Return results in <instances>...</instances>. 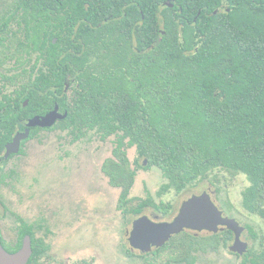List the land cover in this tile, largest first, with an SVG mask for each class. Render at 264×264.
Wrapping results in <instances>:
<instances>
[{
	"label": "trees",
	"instance_id": "obj_1",
	"mask_svg": "<svg viewBox=\"0 0 264 264\" xmlns=\"http://www.w3.org/2000/svg\"><path fill=\"white\" fill-rule=\"evenodd\" d=\"M0 5V62L7 52L11 88L0 149L27 119L56 104L67 112L58 128L75 141L90 132L102 140L115 136L102 170L121 189L117 209L127 221L146 209L162 217L171 209L129 197L135 172L125 147H135V166L144 159L167 180L160 195L203 183L218 192L221 174L244 176L241 206L264 226V0ZM245 230L252 246L240 264H264V230ZM232 239L228 230L184 231L148 255L188 262ZM42 253L34 250L32 261Z\"/></svg>",
	"mask_w": 264,
	"mask_h": 264
},
{
	"label": "rangeland",
	"instance_id": "obj_2",
	"mask_svg": "<svg viewBox=\"0 0 264 264\" xmlns=\"http://www.w3.org/2000/svg\"><path fill=\"white\" fill-rule=\"evenodd\" d=\"M114 140L115 136L102 140L90 132L73 141L66 131L54 129L39 132L26 141L23 155L10 161L11 167L17 170L13 181L0 189V199L11 218H4L5 211L1 207L0 231L6 243L12 244L15 238L16 224L12 215H17L26 222L43 223L45 229L37 233V237L43 236L49 249L40 264H174L167 263L165 255L154 261L148 254L130 250L128 236L132 221L137 217L127 221L122 216L117 209L121 189L112 187L101 172L104 161L112 158ZM125 153L135 172L129 197L171 207L165 217L151 208L140 216L154 222L171 221L184 201L207 192L224 216L235 219L244 228L249 225L258 235L263 232L260 219L241 206V193L248 186L244 176L221 174L218 192L215 187L203 183L180 193L170 191L160 195L161 187L167 183L161 170L148 167L144 159H140L136 167L135 147H125ZM240 239L248 243L249 248L252 246L246 230ZM232 243L233 239L217 250L194 253L189 261H194L193 264H240L241 256L228 249Z\"/></svg>",
	"mask_w": 264,
	"mask_h": 264
},
{
	"label": "water",
	"instance_id": "obj_3",
	"mask_svg": "<svg viewBox=\"0 0 264 264\" xmlns=\"http://www.w3.org/2000/svg\"><path fill=\"white\" fill-rule=\"evenodd\" d=\"M167 6L172 7L171 4ZM55 42L54 39L53 43ZM65 116L66 114L61 115L58 113V108L55 107L43 117H33L28 121L27 129L23 133H16L12 141L6 145V155L18 152L20 141L27 138L29 128L50 127L56 120H61ZM223 229L233 234V243L229 247V251L237 256L244 255L248 251V244L241 241L240 238L245 228L240 226L235 219L223 216L211 199L210 194L203 192L184 201L178 214L171 221L154 222L146 216L134 219L129 232L128 243L132 250L150 253L153 249L161 248L173 236L184 231L217 234ZM30 254L29 247L15 254H7L0 247V264H26Z\"/></svg>",
	"mask_w": 264,
	"mask_h": 264
},
{
	"label": "flooded vegetation",
	"instance_id": "obj_4",
	"mask_svg": "<svg viewBox=\"0 0 264 264\" xmlns=\"http://www.w3.org/2000/svg\"><path fill=\"white\" fill-rule=\"evenodd\" d=\"M5 54H7V52H5L1 56V60L2 61L0 62V123L1 122H5L8 119V116H9V100H8V98H9L10 93H9L8 83L6 82V77H9V63H8L9 61L6 58V56H4ZM68 87L69 86L65 87V89H64L65 92L68 90ZM26 106H27V101H25L23 103L22 107H26ZM55 107L58 108V113H60L61 115L66 114V116L63 119H61V120H56V122L50 127H45V128L33 127V128H29V133H28L27 138L22 140V141H20L18 152L16 154H9L7 156L6 155V145L12 141L14 135L16 133H23L27 129L26 125H27V123H28V121L30 119H32L33 117H36V116L43 117L46 114H48L49 112H51ZM33 117H31V118H29V119H27L25 121V128H24L23 131L16 132L12 136L11 140L9 142H6L3 145V148L0 149V189H3L4 186H6L9 182L13 181V177L15 176V172H17V170L15 168L11 167L10 161L12 159H14V158H18V157H21L23 155V146L26 143V141L30 140L32 137L36 136L39 132H42V131H51V130H54V129L60 130L58 128V123L66 119L67 112H65V111L62 112L59 109V107L55 104L52 107L51 110L47 111L43 115H35ZM32 129H38V130L33 135H31V130ZM60 131H62V130H60ZM65 131L69 134V132L67 130H65ZM69 135L72 137L71 134H69ZM72 140L75 141L73 139V137H72ZM78 140H80V139H78ZM103 164H102V167H101V172L102 173H103V170H102ZM1 207H2L3 211H5V213H4L5 217L4 218L11 219L10 218V214H8L6 212L7 211V207H6L5 203L0 199V208ZM1 217H3V216L0 215V219H2ZM12 217H13V221L16 224V226H15V228H16L15 238H14L12 244H8L4 240L3 235H2V233L0 231V247H1V249L4 252H6L7 254H15V253L19 252L20 250L29 247L31 254H30L26 264H40L41 258L45 255V253L49 249V246L45 243L44 237L43 236L39 237V238L37 237V233H40V232H42L45 229L43 227V223L26 222L25 220H23L21 217H18L17 215H12ZM224 230L225 229L219 231L218 233H220V232H222ZM187 232H189V231H187ZM156 249H159V248H156ZM156 249H153L152 252L154 250H156ZM228 249H229V247H228ZM248 249H249V246H248ZM34 250H37L39 252L43 251L41 256L35 262L32 261L33 257H34L33 256L34 255ZM130 250L131 251H136V252L140 253L141 255H146V254H151L152 253V252H150V253H141L138 250H132L131 248H130ZM196 253H198V252H196ZM193 262L194 261H188L189 264H193ZM169 263L179 264V263H182V262H169Z\"/></svg>",
	"mask_w": 264,
	"mask_h": 264
}]
</instances>
